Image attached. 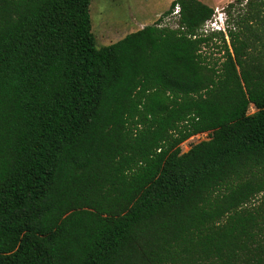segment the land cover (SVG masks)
<instances>
[{
	"label": "trees",
	"instance_id": "1",
	"mask_svg": "<svg viewBox=\"0 0 264 264\" xmlns=\"http://www.w3.org/2000/svg\"><path fill=\"white\" fill-rule=\"evenodd\" d=\"M90 3L0 0V264H264V1L100 48Z\"/></svg>",
	"mask_w": 264,
	"mask_h": 264
},
{
	"label": "rangeland",
	"instance_id": "2",
	"mask_svg": "<svg viewBox=\"0 0 264 264\" xmlns=\"http://www.w3.org/2000/svg\"><path fill=\"white\" fill-rule=\"evenodd\" d=\"M167 1L168 0H91L90 21L91 30L95 37L96 48L117 42L129 33L140 30L144 26L154 24L159 17L169 9V7L165 9ZM199 1L205 2L213 9H218L221 14L223 13V23L225 25L226 21L229 22V25L231 24V20L241 12V6L246 3V0H239L242 1L243 4L241 6L237 5L228 11L226 8L227 5L233 3L235 0ZM156 13L160 14L154 18ZM214 15L216 18L219 17L216 13ZM168 18L170 17L167 16L163 18L161 25L164 26L165 23H169V25L174 28L175 20L172 18L167 20ZM214 54V57L219 56L216 51H214ZM254 111L252 107L249 109V113H253ZM204 140H207L206 133L200 135L197 139L195 138L194 141L190 143H188L190 140H187L181 145V152H187L192 145Z\"/></svg>",
	"mask_w": 264,
	"mask_h": 264
},
{
	"label": "built area",
	"instance_id": "3",
	"mask_svg": "<svg viewBox=\"0 0 264 264\" xmlns=\"http://www.w3.org/2000/svg\"><path fill=\"white\" fill-rule=\"evenodd\" d=\"M214 11H215V13L219 16V17H214L213 19H211V20H209V21H207V22H205V24L203 25V27H202V29L200 30V32L201 33H204V34H209V33H212V32H223L224 34H225V24L223 23V21H224V19H223V13L221 14L220 12H219V10L218 9H214ZM179 12H180V8L178 7V5L177 6H175V8H174V10H173V12L168 16V17H170V18H168L167 20H170L171 18L172 19H174L175 20V27L174 28H177V25H176V21H177V19L179 18ZM214 13V14H215ZM215 16V15H214ZM161 26H163V25H161ZM164 26H169V27H171L170 25H169V23H165V25ZM172 28V27H171ZM192 38H195V37H192ZM226 39H227V37H226ZM200 135H202V134H200ZM200 135H196V136H194V137H191L189 140V142L188 143H190V142H192V141H194V139L196 138H199L200 137ZM186 142V141H185ZM187 143V144H188Z\"/></svg>",
	"mask_w": 264,
	"mask_h": 264
},
{
	"label": "crops",
	"instance_id": "4",
	"mask_svg": "<svg viewBox=\"0 0 264 264\" xmlns=\"http://www.w3.org/2000/svg\"><path fill=\"white\" fill-rule=\"evenodd\" d=\"M171 2H172V0H168V1H167V3H166L167 5H166V8H165V9H167V8L170 6ZM202 3L206 4L205 2H202ZM206 5H208V4H206ZM208 6H209V5H208ZM209 7H210V6H209ZM165 9H164V10H165ZM159 14H160V13H156L154 18H156L157 16H159ZM114 43H115V42H114ZM110 44H112V43H110ZM108 45H109V44H108Z\"/></svg>",
	"mask_w": 264,
	"mask_h": 264
}]
</instances>
